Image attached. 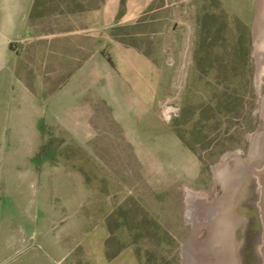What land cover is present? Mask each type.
<instances>
[{
  "label": "rangeland",
  "instance_id": "obj_1",
  "mask_svg": "<svg viewBox=\"0 0 264 264\" xmlns=\"http://www.w3.org/2000/svg\"><path fill=\"white\" fill-rule=\"evenodd\" d=\"M29 38L38 114L0 148V264H183L191 208L259 127L264 0H41Z\"/></svg>",
  "mask_w": 264,
  "mask_h": 264
},
{
  "label": "water",
  "instance_id": "obj_2",
  "mask_svg": "<svg viewBox=\"0 0 264 264\" xmlns=\"http://www.w3.org/2000/svg\"><path fill=\"white\" fill-rule=\"evenodd\" d=\"M215 175L222 195L193 206V233L184 244L183 264H264V97L247 156L229 152V161ZM199 212L207 214L211 229L203 245L195 244Z\"/></svg>",
  "mask_w": 264,
  "mask_h": 264
},
{
  "label": "crops",
  "instance_id": "obj_3",
  "mask_svg": "<svg viewBox=\"0 0 264 264\" xmlns=\"http://www.w3.org/2000/svg\"><path fill=\"white\" fill-rule=\"evenodd\" d=\"M33 4L34 0H0V148L14 141L7 133H16L17 139H20V131H34L36 128L35 123L32 124V116L38 114L36 96L22 82V77L26 76L25 69L29 70L35 65L31 58L26 60L22 56L26 43L31 42L29 24ZM52 45L51 43L48 48L50 51L47 50L49 53L44 63L45 76L48 75L50 81L53 75ZM67 49L68 41L61 40L62 57ZM48 93L51 95V87ZM24 111L29 117L28 120L21 119V112ZM3 161L2 156L0 157V234L3 224L1 207L6 190ZM15 172V170L12 172V178L19 176V173Z\"/></svg>",
  "mask_w": 264,
  "mask_h": 264
},
{
  "label": "trees",
  "instance_id": "obj_4",
  "mask_svg": "<svg viewBox=\"0 0 264 264\" xmlns=\"http://www.w3.org/2000/svg\"><path fill=\"white\" fill-rule=\"evenodd\" d=\"M41 3V0H34V4L30 13V19L33 18L35 11L37 10L39 4Z\"/></svg>",
  "mask_w": 264,
  "mask_h": 264
},
{
  "label": "bare ground",
  "instance_id": "obj_5",
  "mask_svg": "<svg viewBox=\"0 0 264 264\" xmlns=\"http://www.w3.org/2000/svg\"><path fill=\"white\" fill-rule=\"evenodd\" d=\"M191 211H192V208H191V210H190V212H189V213H191Z\"/></svg>",
  "mask_w": 264,
  "mask_h": 264
}]
</instances>
